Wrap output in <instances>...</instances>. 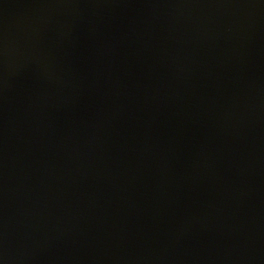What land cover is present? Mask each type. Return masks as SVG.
<instances>
[{"label":"water","instance_id":"water-1","mask_svg":"<svg viewBox=\"0 0 264 264\" xmlns=\"http://www.w3.org/2000/svg\"><path fill=\"white\" fill-rule=\"evenodd\" d=\"M0 264H264V0H0Z\"/></svg>","mask_w":264,"mask_h":264}]
</instances>
